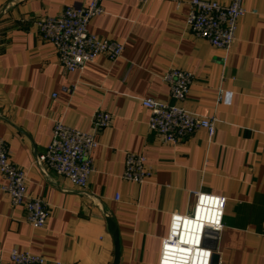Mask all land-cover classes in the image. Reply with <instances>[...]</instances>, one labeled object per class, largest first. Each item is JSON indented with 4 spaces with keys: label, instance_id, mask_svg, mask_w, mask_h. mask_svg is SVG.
<instances>
[{
    "label": "crops",
    "instance_id": "obj_1",
    "mask_svg": "<svg viewBox=\"0 0 264 264\" xmlns=\"http://www.w3.org/2000/svg\"><path fill=\"white\" fill-rule=\"evenodd\" d=\"M189 1L105 0L89 30L123 44L122 56L68 73L36 23L90 0H0V138L26 174L27 194L48 210L35 230L0 192L3 262L16 249L45 264H113L111 218L119 264H157L170 216L190 214L200 192L226 199L213 264H264V0H243L246 13L226 53L191 34ZM170 68L192 75L180 105L213 120L212 138L197 130L172 146L149 131L141 100L172 102L163 80ZM96 111L112 115L107 128L95 130ZM55 122L95 135L85 190L36 163ZM140 153L151 176L135 184L123 173L127 155Z\"/></svg>",
    "mask_w": 264,
    "mask_h": 264
},
{
    "label": "built area",
    "instance_id": "obj_2",
    "mask_svg": "<svg viewBox=\"0 0 264 264\" xmlns=\"http://www.w3.org/2000/svg\"><path fill=\"white\" fill-rule=\"evenodd\" d=\"M105 0H90L81 7H65L54 17L39 19L36 23L43 41L51 44L57 54L61 68L68 72H81L99 57L109 61L120 58L124 46L117 40L102 39L89 30L90 21L103 13ZM146 3L150 0H138ZM187 27L191 34L206 41L212 48L229 52L236 40L239 20L246 10L243 0H229L222 4L213 0H190ZM163 80L169 88L172 102H161L151 97L141 100L149 111L148 129L162 143L177 145L197 130H204L208 138L215 133L212 119L194 115L180 105L187 96L192 75L179 68H170ZM112 115L96 111L92 117L95 130L107 128ZM94 133L71 128L55 122L51 141L45 152L36 156L41 164L67 180L72 186L85 190L94 171L91 154L96 147ZM0 176L3 184L0 192L11 205L24 209L26 222L35 230L45 227L47 205L39 197H30L26 191V174L10 159L6 141L0 138ZM151 176L144 156L128 154L123 179L135 184L144 183ZM194 204L190 214H172L167 236L162 240L157 264H211L213 251L205 242L211 243L213 236L223 228L226 199L206 193H194ZM119 200V196L115 197ZM42 255L24 250H11L8 263L0 264H45Z\"/></svg>",
    "mask_w": 264,
    "mask_h": 264
},
{
    "label": "water",
    "instance_id": "obj_3",
    "mask_svg": "<svg viewBox=\"0 0 264 264\" xmlns=\"http://www.w3.org/2000/svg\"><path fill=\"white\" fill-rule=\"evenodd\" d=\"M107 223H108V232L109 235L111 236L113 240V245H114V261L113 264H119V240H118V231L117 227L114 223V221L111 218H107ZM211 247L210 249L212 251H215L216 249V235L213 236V240L211 242ZM215 262V255L212 254L211 258V264Z\"/></svg>",
    "mask_w": 264,
    "mask_h": 264
}]
</instances>
